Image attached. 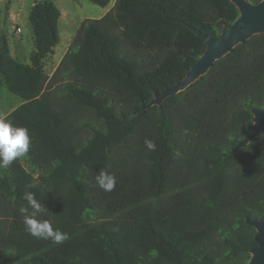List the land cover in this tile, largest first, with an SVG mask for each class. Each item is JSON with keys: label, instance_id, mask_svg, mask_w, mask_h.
Masks as SVG:
<instances>
[{"label": "trees", "instance_id": "1", "mask_svg": "<svg viewBox=\"0 0 264 264\" xmlns=\"http://www.w3.org/2000/svg\"><path fill=\"white\" fill-rule=\"evenodd\" d=\"M60 16L53 1L33 5L30 64L13 58L0 31V78L25 99L5 119L31 140L27 154L0 168V217L9 219L0 264H247L256 244L245 220H264V129L231 150L251 110L264 107V34L138 116L153 91L173 87L204 53L194 30L216 38L237 8L229 0H116L104 17L81 23L46 82ZM152 53L158 64L147 63ZM81 109L102 123L81 122L90 132L83 140L74 121ZM102 170L115 176L114 190L98 186ZM26 192L42 206L36 219L67 234L62 244L25 231Z\"/></svg>", "mask_w": 264, "mask_h": 264}, {"label": "rangeland", "instance_id": "2", "mask_svg": "<svg viewBox=\"0 0 264 264\" xmlns=\"http://www.w3.org/2000/svg\"><path fill=\"white\" fill-rule=\"evenodd\" d=\"M45 0H0V31L6 32L9 48L13 58L22 63L30 64V55L33 51V37L29 24V13L36 2ZM54 1L63 13L60 20L61 41L55 52L49 55L44 61L45 80L48 82L66 54L67 39L73 41L81 23L86 19H100L105 12L114 6L116 0H111L109 7H101L89 0H50ZM69 25V30L65 31V26ZM21 28V32L17 31ZM65 53V54H64ZM64 54V55H63ZM147 63L158 64L160 57L152 53L151 57L145 58ZM55 97L61 100L64 94L60 77L57 78L53 87ZM23 98L8 90L0 78V117L5 118L9 113L21 105ZM69 107H73V101L66 100ZM75 127L78 129L79 140L86 139L90 132L80 125L87 122L94 126L101 127L102 123L91 111L81 109L74 117ZM9 219L0 217V230L7 228Z\"/></svg>", "mask_w": 264, "mask_h": 264}, {"label": "water", "instance_id": "3", "mask_svg": "<svg viewBox=\"0 0 264 264\" xmlns=\"http://www.w3.org/2000/svg\"><path fill=\"white\" fill-rule=\"evenodd\" d=\"M238 10L239 16L235 22L216 38H211L199 31L194 32L205 42L206 49L197 62L187 71L185 77L161 94L153 91L152 100L142 106L140 115L157 106L162 107L163 102L171 97L186 91L202 77L206 76L216 62L233 53L240 45H246L254 36L264 34V0L253 3L250 0H229ZM252 124L247 128L244 136L231 154H236L250 145L264 129V107L251 110ZM245 224L255 230L254 242L256 244L250 250V259L247 264H264V220L246 219Z\"/></svg>", "mask_w": 264, "mask_h": 264}, {"label": "clouds", "instance_id": "4", "mask_svg": "<svg viewBox=\"0 0 264 264\" xmlns=\"http://www.w3.org/2000/svg\"><path fill=\"white\" fill-rule=\"evenodd\" d=\"M31 140L28 129L14 127L10 121L0 117V168L9 167L18 157L28 153ZM146 147L155 151L154 141L145 140ZM96 182L104 191H112L115 188V176L102 170L96 177ZM28 207H22L20 213L23 215L25 231L38 239L49 240L54 244H62L68 237L66 233L54 230L48 221H38L36 216L43 210L41 204L35 199L34 194L26 192L23 197ZM32 209L28 215V208Z\"/></svg>", "mask_w": 264, "mask_h": 264}, {"label": "crops", "instance_id": "5", "mask_svg": "<svg viewBox=\"0 0 264 264\" xmlns=\"http://www.w3.org/2000/svg\"><path fill=\"white\" fill-rule=\"evenodd\" d=\"M54 2V1H53ZM110 2H111V0H110ZM116 2V1H115ZM55 3V2H54ZM56 4V3H55ZM115 4V3H114ZM110 6V4L107 6V7H109ZM58 7V6H57ZM113 8V7H112ZM111 8V9H112ZM110 8H109V10H108V12L111 10ZM60 10V9H59ZM107 11L105 12V14H104V16L108 13ZM60 13H61V16H60V19H59V25H58V28H59V36H60V41H61V31H62V29H61V27H60V20H61V18H63V13H62V11L60 10ZM103 16V17H104ZM69 30V25L67 24L66 26H65V31H68ZM59 41V42H60ZM71 43H72V40H70V39H67V50H68V48H69V46L71 45ZM59 44V43H58ZM58 44H57V46H58ZM57 46L54 48V52H55V50H56V48H57ZM67 50H66V52H67ZM65 52V53H66ZM64 53V54H65ZM63 54V55H64ZM25 102V99H23V101L21 102V104H23Z\"/></svg>", "mask_w": 264, "mask_h": 264}, {"label": "built area", "instance_id": "6", "mask_svg": "<svg viewBox=\"0 0 264 264\" xmlns=\"http://www.w3.org/2000/svg\"><path fill=\"white\" fill-rule=\"evenodd\" d=\"M17 31H18V32H21V28H17Z\"/></svg>", "mask_w": 264, "mask_h": 264}]
</instances>
